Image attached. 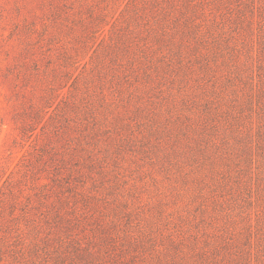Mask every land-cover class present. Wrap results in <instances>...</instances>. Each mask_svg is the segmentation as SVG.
Masks as SVG:
<instances>
[{
	"label": "rangeland",
	"instance_id": "374dc122",
	"mask_svg": "<svg viewBox=\"0 0 264 264\" xmlns=\"http://www.w3.org/2000/svg\"><path fill=\"white\" fill-rule=\"evenodd\" d=\"M251 1L204 73L178 0H0V264H264Z\"/></svg>",
	"mask_w": 264,
	"mask_h": 264
},
{
	"label": "trees",
	"instance_id": "16d2710c",
	"mask_svg": "<svg viewBox=\"0 0 264 264\" xmlns=\"http://www.w3.org/2000/svg\"><path fill=\"white\" fill-rule=\"evenodd\" d=\"M182 2L183 9L178 10L179 14L175 17V25L179 26L180 24H183L185 28L188 30V37L192 38L194 41V44L190 46V49L192 53L194 54L195 58L200 61V65L202 66L201 71L203 70L204 73H206L210 67L211 60L208 57L209 54L214 56V59L217 60L218 57L222 56L223 52H227L231 48H233L230 45V37L231 34H233V30L227 31L224 26L226 25V18L222 15V20L219 22L216 16V12H219L224 8L227 9V14L231 16L234 13L233 8L230 6L236 1L239 2L241 0H178ZM254 1V0H253ZM251 1V2H253ZM260 5L258 7L259 9V17H260V28L259 30L262 31L264 27V0H260ZM169 6L171 5V2L168 3ZM213 6L211 9H207L208 5ZM242 4V3H241ZM172 6V5H171ZM176 6H172L174 9ZM247 7V6H246ZM244 8V7H243ZM175 8L174 10H176ZM242 10V9H241ZM239 8L236 11L239 16L237 19H231L230 22L232 25L235 23L236 25L240 24L241 28L244 27L245 20L240 18V15L242 14ZM168 13V11H166ZM236 13V14H237ZM169 15V13H168ZM210 19V29L203 30L202 28L204 24L202 22L206 21L207 18ZM199 21V22H198ZM232 29V27H231ZM260 39H263L261 41V48L264 46V36L263 34L260 35ZM202 48H207L208 52H203ZM199 54V55H198ZM260 71L262 74H264V64L260 65ZM261 77V73H260ZM264 79V75H263ZM228 80L230 81L231 78L228 77ZM260 82H262L260 80ZM264 119V118H263ZM264 121V120H263ZM264 130V128H263ZM264 136L263 131H259L258 137L262 138ZM10 180L8 178L5 182V184L0 189L1 194H5L6 189V183ZM1 226V225H0ZM1 252V250H0Z\"/></svg>",
	"mask_w": 264,
	"mask_h": 264
}]
</instances>
